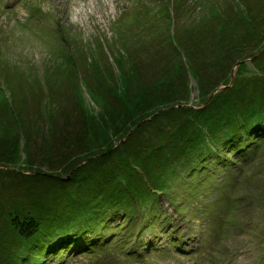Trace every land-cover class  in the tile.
Segmentation results:
<instances>
[{
	"label": "rangeland",
	"instance_id": "1",
	"mask_svg": "<svg viewBox=\"0 0 264 264\" xmlns=\"http://www.w3.org/2000/svg\"><path fill=\"white\" fill-rule=\"evenodd\" d=\"M0 264H264V0H0Z\"/></svg>",
	"mask_w": 264,
	"mask_h": 264
},
{
	"label": "trees",
	"instance_id": "2",
	"mask_svg": "<svg viewBox=\"0 0 264 264\" xmlns=\"http://www.w3.org/2000/svg\"><path fill=\"white\" fill-rule=\"evenodd\" d=\"M256 58V56H254V58L252 59V60H254ZM215 86H217L216 84H215ZM212 143H215V142H210L209 144L211 145V147H214L213 145H212ZM244 151V150H243ZM225 152H226V154H227V156H228V158H230V160H232V158L230 157V154H236V148H229L228 150H225ZM231 152V153H230ZM233 152V153H232ZM216 153H217V151H216ZM216 153L215 154H213L212 156H214V155H216ZM244 153H246V151H244ZM209 157H211V155H209ZM225 159H226V157H222V162H221V160L219 159V157H216V164H218V166H217V169H219L220 167H222L223 165H224V161H225ZM236 162H239V159L238 160H236ZM204 165H201L200 167H198V168H201V167H203ZM206 167V166H205ZM204 167V168H205ZM196 169V165H194L193 167H192V170H195ZM212 171V170H211ZM214 171H216V168L214 169ZM181 179H183V180H185V186H183V188H185L186 186H188V184L190 183L189 182V180H188V178L185 176V175H182V177H181ZM234 181H232V183L230 184V193H232V192H234V185H235V179H233ZM222 197H224V193L222 194V196H221V198ZM231 200H232V202H234V195H232V197L230 198ZM231 200H229L228 201V204H225V208H224V215H226V214H228L229 213V211H230V209H231ZM153 211V210H152ZM147 215H151V213H148ZM215 216V215H214ZM151 217V216H150ZM149 217V218H150ZM80 217L79 216H76L75 214H74V217H73V219L74 220H78ZM215 219H216V217H215ZM228 218H226V217H224V216H220L219 217V219H217L216 221H213L212 222V227L210 228V232H211V234H213V233H215V234H213L212 236H211V238H210V243L213 245L212 246V248L211 249H214L215 250V248H216V243H217V241H218V239H219V236L221 235V232L222 231H224V227L226 226V223H227V220ZM153 220H154V218L152 217V220H151V223L149 222V221H147V220H143V219H140V218H136V222L137 221H140L141 223H150L151 225H152V222H153ZM26 221V220H25ZM13 225L15 226L14 228L16 229V230H18V234L21 236H26V237H28L30 234H32L34 231H30V229H26L25 227V223L27 224V222H25V223H19L18 221H16L15 219H13ZM214 222H216V225H215V223ZM168 224H170V222L168 221ZM76 225H82V226H84L83 224H82V222L81 221H78L77 222V224H75V223H73V225H72V229L76 226ZM150 225V226H151ZM162 225H163V223H162ZM24 227V228H23ZM44 230H45V228L44 227H41V226H39V229L38 230H35V232H36V236H35V238H36V240L38 239H42L41 238V236H43V234H44ZM87 232V231H86ZM181 229H179V230H177V232L176 233H174V234H172L171 235V238H170V240H169V243H170V246H169V248L168 249H163V250H161V251H163V254H165V252L166 253H168V252H171V253H177V254H183V255H186L185 253H187V252H192V250L193 249H196L197 251L199 250V245L200 244H196L195 243V247H190V248H185V246L184 245H180L179 243H178V238H179V236H180V234H181ZM96 234H94V237L92 238V239H87L86 240V243H84V246H86V247H84V248H82L83 250H85V249H95L96 248V246L95 247H92L93 246V242H88V240H93V239H97V238H99L100 236H95ZM14 237V236H13ZM16 237V236H15ZM123 238L125 237V236H122ZM14 239V238H13ZM10 240H12V238H8L7 237V239H6V241L8 242V244L6 245V247L5 246H3L4 248H6L5 249V251H8L9 250V246H10V244H9V241ZM215 242V243H214ZM173 250V251H172ZM130 259H132V260H134V258L135 257H129ZM215 259L216 260H219V258L217 257H215Z\"/></svg>",
	"mask_w": 264,
	"mask_h": 264
}]
</instances>
